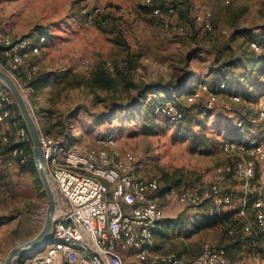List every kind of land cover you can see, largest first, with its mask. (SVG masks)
Segmentation results:
<instances>
[{
	"label": "rangeland",
	"instance_id": "374dc122",
	"mask_svg": "<svg viewBox=\"0 0 264 264\" xmlns=\"http://www.w3.org/2000/svg\"><path fill=\"white\" fill-rule=\"evenodd\" d=\"M196 3L213 12L214 29L209 34H203L194 23L193 5ZM174 4L179 9V4ZM86 8L94 13L93 19L83 15ZM96 9H99L98 13ZM183 10L179 9L177 14L186 24V31L181 34L167 30L161 20L148 13L140 0H0V29L9 31L15 38L34 40L39 35H46L49 43L42 56L30 60V64L46 69L73 68L82 57H88L94 67L105 62L121 65L128 56V49L117 40L125 41L131 52L139 55L131 74L135 83H168L175 82L184 73L191 75L182 94H175L177 99H182L201 82L214 81L210 69L218 66V57L225 61L249 49L250 40L242 36L233 38L234 31L242 35L251 30L258 34L264 28V5L258 0H192L187 13ZM98 14L111 16L104 23L107 31L95 25L94 18ZM25 74L23 69L22 78ZM3 88L0 84V89ZM30 92L27 91L28 98ZM130 92L136 94L135 88ZM129 97L130 93L125 92L74 89L69 92L56 118L61 116L59 121L68 125L66 137L71 142L83 140L92 144L96 138L113 133L119 147L137 156L140 174L160 181L159 197L164 215L179 218L176 227L168 230L167 237L159 234L155 238L156 250L193 259L199 255L203 244L219 245L220 233L214 228L194 232L198 223L193 222H198L197 216L204 213V208L184 205L179 202L178 195L183 189H202L216 180V169L227 158L222 150L223 139L236 136L238 122H247L251 118L250 111L259 97L243 103L241 96L242 103L231 104L230 109L239 110L232 114L223 106L229 100L225 94L211 116L193 119L194 122L175 123L162 118L156 131L149 134L142 132L146 114L139 118L136 116L138 111H133L132 117L129 111L121 108L110 113L113 100L122 105L130 102ZM110 116L111 119L105 120ZM9 135L16 139L15 126L11 127ZM188 135L190 137H186ZM203 136L208 138L205 146H200V142L196 146L192 144L193 138ZM223 182L236 193L233 205L221 212L227 214L240 204L242 187L235 178H223ZM14 185L15 196L0 194V264H5L12 247L40 232L48 207L47 196L43 200L40 198L28 174L15 175ZM134 254L129 249L125 255L127 264H139ZM263 258L243 253L234 264H263Z\"/></svg>",
	"mask_w": 264,
	"mask_h": 264
},
{
	"label": "built area",
	"instance_id": "2783aa9c",
	"mask_svg": "<svg viewBox=\"0 0 264 264\" xmlns=\"http://www.w3.org/2000/svg\"><path fill=\"white\" fill-rule=\"evenodd\" d=\"M258 1L264 5V0ZM140 4L149 8V14L161 20L167 30L181 34L186 31V25L176 20L177 10L172 2L140 0ZM96 10L98 13L99 9ZM83 15L91 20L94 13L86 8ZM193 18L203 34L213 31V12L209 7L193 5ZM261 37L250 41L249 47L257 55L264 54V28ZM48 43L46 35L34 40L15 38L9 31L0 29V66L15 78L24 93L31 90H25L21 72L25 69V75L32 76L40 70L30 60L41 57ZM105 67L116 75L117 67L113 63L105 62ZM94 68L88 57H82L73 66L74 71L86 77L92 76ZM231 88L226 82L203 81L184 99L188 105L203 102L208 112L215 109L220 97ZM226 96L229 100L223 104L225 109L242 103V97L234 92ZM151 97L161 98L156 93ZM155 112L172 121L185 116V111L174 101L158 102ZM250 117L247 122H238L236 137L223 139L222 150L227 158L217 167L216 180L202 189H183L178 195L184 205H206L210 214H218L232 206L236 197L235 190L226 187L223 178L238 179L242 187L240 215L245 218V230L249 233L264 232V93L251 109ZM14 126L17 142L24 144L31 140L12 96L3 88L0 89L1 144L10 141L9 130ZM40 141L49 178L58 192V214L52 239L41 250L22 258V264H127L124 253L129 249L134 250L136 260L143 264H233L225 247L210 242L203 244L193 259L156 250L155 229L165 218L159 197L160 181L140 174L139 159L132 151L119 147L113 133L100 136L91 144L57 138L41 129ZM30 158L31 154L20 144L7 158L0 155V169L19 168ZM261 262L264 264V258Z\"/></svg>",
	"mask_w": 264,
	"mask_h": 264
},
{
	"label": "trees",
	"instance_id": "16d2710c",
	"mask_svg": "<svg viewBox=\"0 0 264 264\" xmlns=\"http://www.w3.org/2000/svg\"><path fill=\"white\" fill-rule=\"evenodd\" d=\"M145 9L149 13V8ZM98 17H102L101 14L95 16V25L101 30L107 31L104 23L110 20L111 16L107 14L102 17L101 20H98ZM262 30L263 28L258 34H255L254 31L246 30L242 35L240 34L241 32L234 31L233 38L242 36L250 41L261 40ZM117 41V43L122 44L128 49V56L121 65L116 66L117 71L115 76L107 70L105 63L96 65L91 77H86L84 74L74 71L73 68L63 67L57 69L40 68V70L32 76H23L22 82L24 87L30 88L31 90L29 100L32 109L41 125V129L45 133L57 138H65L67 136L68 125L59 121V118L62 117L56 118V115L62 111L61 107L67 99L69 92L78 88H86L92 92L106 90L110 93H130V102L128 103L126 102L125 104L119 105L113 100L110 106V113L111 111L115 113V110L117 111L121 108L125 111H129L132 117H134L133 115L136 111H138L136 116H139V118L141 114H146V119L142 120V132L144 134L156 131L162 118L168 122L175 123L184 122L186 120L194 122L193 119L211 116L213 110L207 112L203 102L188 105L184 98L177 99L175 94L177 92L182 94L184 84L191 78L189 73L182 74L175 82L156 84L135 83L134 80H132L131 74L138 63L139 55L131 52L132 50L127 42L124 41L121 43L120 40ZM249 49L243 51L240 55H233V57L225 61H221V58L218 57L216 60L218 66L215 65L210 69L211 75L215 77L212 83H228L232 88L225 93L229 94L235 90L234 93L243 97V103H247L249 100H253L264 93V54L257 55L253 50ZM190 55H193V53ZM244 62L246 64H244ZM249 64L250 66H248ZM243 83L244 88H241ZM132 88H135L136 94L130 92ZM152 93L163 96L160 99L153 97L149 100V95ZM174 96L176 98H174ZM173 100H176V104L185 111L184 118L179 121H172L167 116L156 114L155 106L158 102ZM241 106L243 107L244 104ZM15 107L17 108L16 103ZM133 111H135V113H133ZM206 112L207 114H205ZM230 112L235 114L238 113L239 110L232 108ZM107 115H109V113ZM114 115L112 117H114ZM19 117L21 118L20 113ZM112 117H107L105 120H109ZM21 124L25 125L22 118ZM56 124L58 127H56ZM237 134L238 133H236V136ZM232 136L236 137L235 135ZM232 136L226 138H234ZM186 137H190V135ZM207 140L208 138L206 136L193 138L192 144L196 146L198 145L197 143L200 142V146H205ZM20 144L25 146L27 151L31 154V158L28 163L19 168L4 167L0 169V194L4 193L12 197L15 196L17 189L14 185V176H20L26 173L32 178L34 186L36 190H38L40 198L43 200L46 198V192L32 156V141L29 140L27 143L23 144L17 142L14 138H10L9 142L5 144L0 143V155L7 158L10 151ZM237 206L238 207L233 208L227 214L218 213L214 215L208 212L206 205L199 206L200 208H204V213L197 216L199 220L196 221L198 222H195V220L193 222V224L198 223L196 229L193 230L194 232L210 228L219 230V245L226 248L229 260L233 264L243 253L251 254L254 257L264 256V232L260 230L250 233L246 232V220L240 215L242 204L240 203ZM248 210H251V208L249 207ZM178 220L179 218H164L156 227L155 235L159 236L160 234L163 238L167 237L169 235L168 230L176 227V222ZM17 263L22 264V259L18 260Z\"/></svg>",
	"mask_w": 264,
	"mask_h": 264
},
{
	"label": "water",
	"instance_id": "95a60500",
	"mask_svg": "<svg viewBox=\"0 0 264 264\" xmlns=\"http://www.w3.org/2000/svg\"><path fill=\"white\" fill-rule=\"evenodd\" d=\"M0 84L10 93L17 105L21 118L29 131L32 141V156L34 158L40 179L43 183L48 207L45 221L40 232L32 239L17 243L10 249L5 259V264H17L18 260L41 250L53 237L55 219L58 214V192L55 189L47 172L46 159L41 146V129L38 119L32 109L28 96L22 86L3 67L0 66Z\"/></svg>",
	"mask_w": 264,
	"mask_h": 264
},
{
	"label": "crops",
	"instance_id": "0c3cea01",
	"mask_svg": "<svg viewBox=\"0 0 264 264\" xmlns=\"http://www.w3.org/2000/svg\"><path fill=\"white\" fill-rule=\"evenodd\" d=\"M191 1H192V0H168V2H172L174 6H175L174 2L178 3V4H179V6H178L179 9H181V10L185 9V10H183V13H187V6H188L189 2H191ZM179 9L176 8V10H177V14H178ZM184 11H185V12H184ZM176 20L179 21V22H183V23L185 24L184 20L179 19V18L177 17V15H176ZM213 24H214V23H213ZM185 25H186V24H185ZM249 50H250V49H249ZM244 64H246V63L244 62ZM248 66H250V64H249ZM233 92H235V90H234ZM231 189H232V188H231ZM160 203H161V205L163 206V204H162L163 202L160 201ZM240 203H241V199H240ZM165 217H166V218H172V216H169V215H165ZM156 237H157V236L155 235V238H156ZM158 244H159V243H158ZM131 250H132V252H134L133 249H131ZM127 253H129V250H127V251L124 253V255H126ZM182 254H184V252H182ZM182 257H183V256H182ZM137 261H138V260H137ZM138 262H139V261H138ZM139 264H143V263L139 262Z\"/></svg>",
	"mask_w": 264,
	"mask_h": 264
},
{
	"label": "bare ground",
	"instance_id": "6f19581e",
	"mask_svg": "<svg viewBox=\"0 0 264 264\" xmlns=\"http://www.w3.org/2000/svg\"><path fill=\"white\" fill-rule=\"evenodd\" d=\"M25 94L27 95V93L25 92Z\"/></svg>",
	"mask_w": 264,
	"mask_h": 264
}]
</instances>
